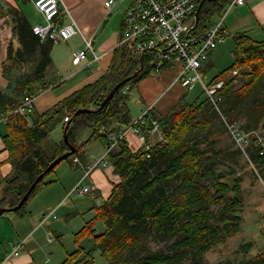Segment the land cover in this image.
I'll return each instance as SVG.
<instances>
[{"label": "trees", "instance_id": "trees-1", "mask_svg": "<svg viewBox=\"0 0 264 264\" xmlns=\"http://www.w3.org/2000/svg\"><path fill=\"white\" fill-rule=\"evenodd\" d=\"M230 1L204 3L194 31L197 38L205 36L213 21L224 14ZM0 8L12 20L15 38L3 65L9 85L6 91L0 90V110L9 114L4 150L0 153V208L11 209L20 203L51 163L69 152L64 136L60 142L44 145L57 128L61 127L64 135L71 121L68 138L77 149L63 162L72 163L75 157L82 161L83 149L88 142L78 144L79 135L90 128L93 139H104L107 135L100 133L102 129L117 131L119 125L130 124L133 120L129 106L131 90L138 89L145 79L160 74L150 66L147 53L144 68L138 76L126 82L106 107L97 111L119 83L140 70V59L134 52L136 42L133 41L113 51L110 68L96 82L43 113L35 110L27 115L13 113L26 96L47 88L46 76L53 64L55 44L50 40L42 41L33 32L26 15L16 6L0 0ZM233 38V63L210 82L224 81L218 109L207 96L204 100L198 97L194 102L184 97L167 114L158 116L154 113L165 141L155 144L148 153L143 149L134 152L127 143L119 142L110 151L108 162L120 182L114 185L104 204L95 209V217L74 235L77 250L67 252L61 264H95L97 251L109 264H208L204 262L205 255L241 231L243 217L239 193L243 178L235 171L219 170L227 151L210 148L214 142L203 133L213 130L218 117L226 132L227 123L237 124L245 131L264 129V104L255 103V111L250 110L244 125L238 123L242 114L236 111L264 86V40L257 41L246 33L236 34ZM172 66L168 63L162 73ZM81 109L91 112L76 115ZM143 129L149 140V129L144 126ZM204 144L207 149L203 148ZM248 150L250 162L264 167V157L260 156L259 150L255 147ZM57 167L36 185L16 215L27 214L30 201L53 183L48 178ZM211 204L223 205V208L215 213ZM99 222L104 225L100 234L96 230ZM86 238L94 243L90 250L81 245ZM151 240L166 242L167 250L153 251ZM252 247L251 243L245 245V252L251 251ZM236 264H264V252Z\"/></svg>", "mask_w": 264, "mask_h": 264}, {"label": "crops", "instance_id": "crops-1", "mask_svg": "<svg viewBox=\"0 0 264 264\" xmlns=\"http://www.w3.org/2000/svg\"><path fill=\"white\" fill-rule=\"evenodd\" d=\"M3 1L23 11L32 26L46 23L44 15L35 5L37 0ZM108 1L110 0H60L61 23L74 24L79 32L71 38L72 52L68 56L64 53L60 54L56 48H53V64L46 76L47 88L37 96L34 109L36 112L43 113L49 110L68 97L65 93H69L70 88L76 89L74 91L76 92L99 80L110 68L113 51L120 47L126 12L136 0H114L115 5L107 8L105 3ZM217 21L218 18L213 24ZM224 28L228 32L226 41L218 46L202 68L201 73L206 81L210 71L231 63L235 47L233 37L236 34L246 33L257 41L264 40V0H245L244 5L234 7L225 17ZM70 40L62 43L68 44ZM88 41H93L95 50L105 56L101 61L89 66L91 58L89 54L88 59L81 66H75L74 55L83 50ZM12 42L15 43L12 20L3 14L0 8V90L2 91H6L9 85L3 74V65L7 61L8 48ZM18 71L20 69L15 70ZM177 74V69L171 68L158 76L145 79L134 92V94L137 92L136 100L144 105V109L152 107L158 116L167 114L182 98L187 97L190 91L176 81ZM130 95L133 97L132 93ZM1 113L0 110V153L2 154L7 127L2 121ZM92 135L93 130L89 128L79 135L78 144L88 142L83 149L82 161L61 163L55 174L48 179L53 183L36 194L29 203L25 216L16 215L15 212L0 215V264H52L54 258L60 261L66 255L64 241L67 239L69 244L72 242L71 230L80 231L95 217V209L110 197L114 185L120 182V177L114 173L110 163L98 167L84 179L83 186L84 183L85 186L95 185L92 194L71 195L73 188L84 177L87 169L99 161L107 150L108 139H93ZM129 146L134 152L141 149L136 136L130 138ZM52 211H55L56 218L51 217L41 224L42 217ZM19 243H24V251L18 257L9 258L11 250Z\"/></svg>", "mask_w": 264, "mask_h": 264}, {"label": "built area", "instance_id": "built-area-1", "mask_svg": "<svg viewBox=\"0 0 264 264\" xmlns=\"http://www.w3.org/2000/svg\"><path fill=\"white\" fill-rule=\"evenodd\" d=\"M202 1L137 0L126 12L123 38L120 44L126 45L135 41V55L141 59L142 57L145 58L148 53L150 56L149 64L157 74H161L164 67L168 63H172V68H176L178 72L176 80L178 83L187 90L201 85L207 98L217 107L221 100L220 91L224 87V81L211 84L203 78L201 71L211 54L228 37V32L224 28L226 15L234 7L244 5L245 0H231L224 14L209 28L205 36L197 38L194 34L196 12ZM35 5L44 15L46 23L33 26L32 29L43 41L50 40L54 43H60L71 39L79 32L74 24H61L60 0H37ZM105 5L110 8L115 5V1L110 0ZM89 54H91V63L101 61L105 56L95 50L93 41H88L86 48L74 55V65L81 66L88 59ZM234 75H237V72H234ZM39 93L26 96L13 113L31 114L35 109V101ZM1 116L2 121L7 125L9 114L2 112ZM226 125L229 137L243 155L248 158L249 162V147L257 148L260 156L264 157V129L245 131L237 124L227 123ZM143 126L149 129V140L143 133ZM100 133L107 135L110 143L103 157L93 164L91 169L108 164L110 151L119 142L129 145L132 136L138 138L141 149L145 153H148L155 145L156 139L162 140L164 137L152 107L144 110L140 117L130 125H119L117 133L105 130H101ZM73 162L79 163V159L75 157ZM250 163L252 164V162ZM84 179L83 177L73 188L71 195L86 196L93 193L95 185L83 186ZM54 213L55 211L45 214L41 224L47 222L51 217L56 218ZM23 251L24 243H19L11 250L9 258L18 257Z\"/></svg>", "mask_w": 264, "mask_h": 264}, {"label": "rangeland", "instance_id": "rangeland-1", "mask_svg": "<svg viewBox=\"0 0 264 264\" xmlns=\"http://www.w3.org/2000/svg\"><path fill=\"white\" fill-rule=\"evenodd\" d=\"M72 42L73 39H71L68 44H55L54 48H56V51H58L60 54L64 53L68 56L72 52ZM232 63L233 58L231 63H226L225 65L210 71L207 77V81L210 82L214 76H216L219 72H222L226 67H228ZM15 74H18V72H15ZM75 90L76 89L70 88L69 93L66 92L65 96H69ZM134 92L135 90H131L133 97L130 96L131 100L129 102V106L131 108V115L133 117L131 123H133L134 120L140 117L143 110H146L148 108L147 107L144 109V105L141 104L139 100H136L137 92L135 94ZM198 97L202 100L206 98V94L204 93L201 85H197L196 87L191 89L185 99H187V101L194 102ZM256 102L264 104V86L260 87L253 97H249L247 101H245L243 104H240L237 108L236 111H239V113L242 114V116L238 120L239 124L244 125L248 122L249 112L252 109L253 112L255 111ZM143 133L145 134L144 129ZM203 133L206 134V137H208L211 141L214 142L213 146H210L212 149H214L215 151H227L225 156L221 159L219 170L224 171L226 173L235 171L238 176H241L243 178L241 191L239 193V197L242 201L240 210L241 216L243 217L241 231L236 236L229 238L224 244H221L220 246L209 251L204 257V262L208 264H218L220 262L232 261L236 264L245 260H249L254 256L258 255L259 253L264 252V167L256 166L253 163L251 164L248 161V158H246L242 153L239 152L235 143L232 141V139L226 132L219 117L215 118L213 130L211 132ZM63 136L64 135L62 133V128L59 127L46 140L44 145H53L54 142H60L63 139ZM162 141H165V138H163L162 140L156 139L155 144L160 143ZM203 148L207 149V144H204ZM65 162L68 163L67 161ZM55 172L51 174L48 179H50L55 174ZM85 185L86 183H84V186ZM211 208L215 213H218L223 208V205L211 204ZM78 230L79 229L71 230V244L68 243L67 239L66 241H64V244L66 246V249H64L65 254L67 252L72 253L77 250V247H75L76 244L74 243L73 234ZM96 230L98 234L102 233L104 231V225L99 222L96 226ZM250 243L253 245V247L251 251L246 253L244 250V246ZM81 245L85 247L86 250H90L94 247V243L90 238L84 239ZM166 245V242H159L155 240H151L150 242V248L153 251L167 250ZM65 258L66 255L60 261H57V259L54 258L52 260V264H61L65 260ZM95 264L109 263L101 255L100 251H97L95 253Z\"/></svg>", "mask_w": 264, "mask_h": 264}, {"label": "water", "instance_id": "water-1", "mask_svg": "<svg viewBox=\"0 0 264 264\" xmlns=\"http://www.w3.org/2000/svg\"><path fill=\"white\" fill-rule=\"evenodd\" d=\"M206 1H211V0H203L200 5H199V8L196 12V27L198 26V23H199V16H200V13H201V9L204 5V3ZM213 1H218V0H213ZM144 57H142L140 59V64H141V67H140V70L138 72H136L133 77L119 83L110 93L109 95L107 96V98L105 99V101L102 103L101 107L99 108V110L97 111H100V110H103L106 105L114 98V96L116 95V93L121 89V87L128 81H130L132 78L134 77H137L138 74L143 70L144 68ZM91 112L90 110L88 109H81L79 110L76 115H81V114H86V113H89ZM71 124V121L68 122L66 128H65V134H64V140H65V143L69 146V152L65 153L64 155L58 157L53 163H51V165L45 170V172L43 174H41L36 180L35 182L32 184V186L30 187V189L28 190V192L24 195V197L22 198V200L20 201V203L14 207V208H11V209H7V208H0V215H2L3 213H10V212H17L18 210H20L24 204L26 203V201L28 200V198L30 197V195L32 194V192L34 191V189L36 188V185L41 182L43 180V178L48 174L50 173L53 169H55L60 163H62L64 160H66L67 158L71 157L72 155L75 154L76 152V146L75 145H71L70 142H69V138H68V128Z\"/></svg>", "mask_w": 264, "mask_h": 264}, {"label": "bare ground", "instance_id": "bare-ground-1", "mask_svg": "<svg viewBox=\"0 0 264 264\" xmlns=\"http://www.w3.org/2000/svg\"><path fill=\"white\" fill-rule=\"evenodd\" d=\"M136 2H137V0H136ZM136 2H135V3H136ZM135 3H134V4H135ZM134 4H133V5H134ZM131 6H132V5H131ZM131 6H130V7H131ZM130 7H129V8H130ZM63 25H66V24H63ZM123 29H124V28H123ZM195 29H196V24H195ZM73 37H74V36H73ZM73 37H72V38H73ZM122 38H123V33H122ZM122 38H121V41H122ZM41 40H42V39H41ZM69 40H70V39H69ZM42 41H43V40H42ZM67 41H68V40H67ZM121 41H120V43H121ZM52 42H53V41H52ZM63 42H66V41H63ZM53 43H54V42H53ZM60 43H62V42H60ZM54 44H59V43H54ZM126 45H128V44H126ZM126 45H121V44H120L119 46H120V47H123V46H126ZM85 48H86V47H85ZM85 48H84V49H85ZM84 49H83V50H84ZM81 51H82V50H81ZM79 52H80V51H79ZM79 52H78V53H79ZM89 62H90V63H89V66H90L92 63H91V61H89ZM98 62H99V61H98ZM93 63H94V62H93ZM143 83H144V82H143ZM145 84H146V83H145ZM140 86H141V85H140ZM140 88H141V87H140ZM144 90H145V89H144ZM134 97H135V96H134ZM201 113H202V112H201ZM185 115H186V114H185ZM186 116H187V115H186ZM191 117H192V115H191ZM195 118H196V117H195ZM193 119H194V118H193ZM134 121H136V120H134ZM197 121H198V120H197ZM194 122H195V119H194ZM181 124H182V123H181ZM182 125H183V124H182ZM102 130L107 131L106 129H102ZM113 133H117V131H113ZM105 136H106V135H105ZM106 137H107V139H108V136H106ZM163 138H164V137H163ZM194 139H195V138H194ZM194 139H193V140H194ZM200 140H201V139H200ZM200 140H199V141H200ZM205 140H206V139H205ZM109 143H110V142H109V139H108V146H109ZM210 148H211V147H210ZM219 161H220V160H219ZM237 161H238V160H237ZM79 162H80V161H79ZM91 167H92V166H90V167L87 169V171L85 172V174H84V178H88V177L91 175V173H92L95 169H97V168L91 169Z\"/></svg>", "mask_w": 264, "mask_h": 264}]
</instances>
